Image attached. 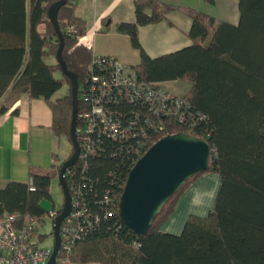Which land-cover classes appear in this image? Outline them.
<instances>
[{"label": "trees", "instance_id": "trees-1", "mask_svg": "<svg viewBox=\"0 0 264 264\" xmlns=\"http://www.w3.org/2000/svg\"><path fill=\"white\" fill-rule=\"evenodd\" d=\"M58 1L0 0V99L13 86L16 96L27 93L31 99L43 100L52 114L51 136L65 138L70 144V154L63 160L58 161L53 154L49 169L30 166L26 183L10 182L0 190V221L13 214L21 221L25 217L38 221L40 226L31 232L33 246L38 248L43 239L39 228L51 212H45L41 202L51 199V182L59 179L62 164L73 153L71 82L58 64L60 39L48 17L50 6ZM204 2L214 5V0ZM76 3L66 0L58 11L57 25L63 38L61 58L78 79L79 115L90 108L82 91L87 88L85 79L95 70L91 51L80 44L86 26L75 15ZM237 8L238 23L232 25L195 9L159 0H135V22L117 25V31L140 49V27L167 21L173 12L190 19L189 47L155 59L141 51V61L133 67L139 79L152 84L189 83L183 97L188 104L186 122L165 115L150 116L148 145L138 154H134L138 146L132 139L123 144L101 141L103 148L89 159L85 173H75L90 216L99 220L83 226L69 254L72 262L264 264V0H238ZM69 28L74 34L67 33ZM120 110L126 117L134 112L127 105H121ZM7 111L0 103V114ZM177 133L208 143V169L181 187L154 219L148 234L138 236L118 217L127 176L139 156L155 142ZM82 165L77 162L73 170L80 171ZM208 173L219 177L212 210L203 218L189 216L178 236L163 233L161 228L174 213L179 198ZM65 181L69 189V176Z\"/></svg>", "mask_w": 264, "mask_h": 264}, {"label": "crops", "instance_id": "crops-1", "mask_svg": "<svg viewBox=\"0 0 264 264\" xmlns=\"http://www.w3.org/2000/svg\"><path fill=\"white\" fill-rule=\"evenodd\" d=\"M135 0H77L75 15L85 22L86 34L80 44L93 56L113 57L126 67L137 66L141 51L150 59L172 54L191 45L188 37L191 21L181 12H173L167 21L138 29L140 49L133 47L130 38L117 31L119 24H133ZM181 8H190L213 16L218 22L238 23V12L229 11V2L214 0L213 6L204 0H159ZM179 81L159 83L168 93L184 97L178 92ZM189 89V85H188ZM8 111L0 114V190L10 182L26 183L30 166L44 168L55 146L50 134L52 114L41 99H31L27 93L16 96L10 86L0 99ZM57 141H59L57 139ZM52 157V156H51ZM219 177L208 173L191 184L179 198L176 209L161 231L178 236L191 215L206 217L212 210ZM1 228V227H0Z\"/></svg>", "mask_w": 264, "mask_h": 264}, {"label": "built area", "instance_id": "built-area-1", "mask_svg": "<svg viewBox=\"0 0 264 264\" xmlns=\"http://www.w3.org/2000/svg\"><path fill=\"white\" fill-rule=\"evenodd\" d=\"M67 33L74 34V31L69 28ZM92 66L95 72L85 79L87 88L82 91V97L89 100L90 108L77 115L79 156L76 163L83 165L80 171L73 170L75 163L64 174V178L69 176L71 213L60 226L61 247L58 256L61 254V257H57V264H82L69 259L72 245L81 237L84 225L90 227L99 220L97 216H90L83 198L84 191L76 182L75 173H85L89 159L102 150L101 141L109 139L123 144L132 139L138 146L134 154H138L148 145L150 116L165 115L180 123L186 122L184 110L188 104L184 98L168 93L159 84L139 79L133 67H126L115 58L104 56H93ZM121 105L133 107L132 115L124 116ZM56 216L57 212L49 213L52 220ZM36 226H40V223L35 219L25 217L21 221L16 214L0 221V264H47L52 247L42 249L33 246L31 232Z\"/></svg>", "mask_w": 264, "mask_h": 264}, {"label": "water", "instance_id": "water-1", "mask_svg": "<svg viewBox=\"0 0 264 264\" xmlns=\"http://www.w3.org/2000/svg\"><path fill=\"white\" fill-rule=\"evenodd\" d=\"M66 0H59L48 10V17L60 39L57 51V61L62 73L71 82L72 121L70 139L73 147L72 155L66 160L59 172L64 203L53 220L52 254L47 264H57L60 252V226L71 213V197L64 178L66 171L71 168L79 156V145L76 136L78 79L66 69L61 58L63 38L57 25V14ZM210 147L205 140L181 133L165 136L155 142L137 160L130 170L118 204L120 222L138 236H145L151 229L152 223L167 202L191 178L207 171L210 161Z\"/></svg>", "mask_w": 264, "mask_h": 264}, {"label": "rangeland", "instance_id": "rangeland-1", "mask_svg": "<svg viewBox=\"0 0 264 264\" xmlns=\"http://www.w3.org/2000/svg\"><path fill=\"white\" fill-rule=\"evenodd\" d=\"M214 10L218 7H211ZM229 11L230 12H238L237 8V2H229ZM234 12V13H235ZM178 92L180 95L186 93L188 91V85L186 81H180L178 84ZM56 154L58 161L63 160L70 154V144L65 138H60L59 141L55 139V146L51 150L49 154V161L42 160L43 161V167L49 169V167L54 162L52 159V155ZM50 200H44L41 202V207L45 212H50L52 210L58 212L61 210L63 203H64V197L61 190V187L59 185V181L57 179H53L50 185ZM45 224L39 228V233L43 236V239L41 242H39V248H50L53 245V235L52 233V222L48 217L45 218Z\"/></svg>", "mask_w": 264, "mask_h": 264}]
</instances>
